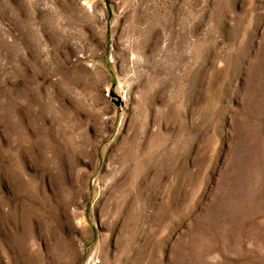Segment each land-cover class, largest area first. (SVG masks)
<instances>
[{"label":"rangeland","instance_id":"374dc122","mask_svg":"<svg viewBox=\"0 0 264 264\" xmlns=\"http://www.w3.org/2000/svg\"><path fill=\"white\" fill-rule=\"evenodd\" d=\"M0 264H264V0H0Z\"/></svg>","mask_w":264,"mask_h":264}]
</instances>
